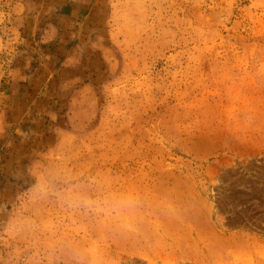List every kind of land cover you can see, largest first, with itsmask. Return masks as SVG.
Segmentation results:
<instances>
[{
    "label": "rangeland",
    "instance_id": "374dc122",
    "mask_svg": "<svg viewBox=\"0 0 264 264\" xmlns=\"http://www.w3.org/2000/svg\"><path fill=\"white\" fill-rule=\"evenodd\" d=\"M0 264H264V0H0Z\"/></svg>",
    "mask_w": 264,
    "mask_h": 264
},
{
    "label": "crops",
    "instance_id": "0c3cea01",
    "mask_svg": "<svg viewBox=\"0 0 264 264\" xmlns=\"http://www.w3.org/2000/svg\"><path fill=\"white\" fill-rule=\"evenodd\" d=\"M78 8V7H77ZM76 9V8H75ZM71 16V19H72V21L73 22H78V21H81L80 20V18H75V17H73L72 15H70ZM49 38H51L49 35H46L45 36V39H47V41L49 40ZM74 60H76V57H75V55H74V52H72V54H71V56H69V62H72V61H74ZM68 66H70V65H68ZM72 66H75L74 64L73 65H71V70H77L79 67H72ZM75 79H77V77H74V78H71V81H73V80H75ZM79 79H80V77H79Z\"/></svg>",
    "mask_w": 264,
    "mask_h": 264
}]
</instances>
